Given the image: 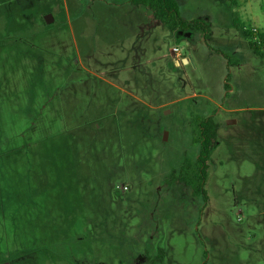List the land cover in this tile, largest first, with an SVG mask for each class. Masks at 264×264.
I'll return each instance as SVG.
<instances>
[{"label": "rangeland", "instance_id": "rangeland-1", "mask_svg": "<svg viewBox=\"0 0 264 264\" xmlns=\"http://www.w3.org/2000/svg\"><path fill=\"white\" fill-rule=\"evenodd\" d=\"M178 3L210 39L155 24L124 60L129 0H0V261L73 264L66 242L89 238L85 264L159 247L164 264H264V58L232 22L264 31V0ZM197 117L220 124L206 206L170 180L198 155Z\"/></svg>", "mask_w": 264, "mask_h": 264}, {"label": "trees", "instance_id": "trees-1", "mask_svg": "<svg viewBox=\"0 0 264 264\" xmlns=\"http://www.w3.org/2000/svg\"><path fill=\"white\" fill-rule=\"evenodd\" d=\"M130 2L137 8L148 10L158 24L165 25L172 32L190 31L193 33H201L204 41L207 42L210 39V31L206 21L202 19L185 20L181 16L178 0H130ZM232 22L233 26L239 31L240 36L248 41L246 47L256 56L264 58V31H259L258 34H255L246 26L237 24L236 20ZM228 64L229 66L232 65L231 61ZM229 76L227 80H229ZM225 89L226 91L231 90L228 84H225ZM144 118L146 119V117ZM137 121L138 118L132 122L136 124ZM194 124L197 131L196 142L199 146L198 155L193 162L185 157L178 171L174 170L170 174V180L175 183H183L184 186L190 188L193 196L202 198L206 206L208 203V193L205 188L209 171L208 162L210 161L215 139L219 134L220 124L212 117H197ZM88 239L85 238L80 241L76 238V241H80L84 245L83 251L79 252L78 255H76L75 249L71 248L72 242L67 241L66 246H69L67 252L70 251V253H65L62 257L73 258V264H85L84 262L88 260V247L90 246V239ZM58 251L59 249L55 243L48 245L47 252L44 253L49 255V263L53 261L55 256H59ZM142 258H145L151 264H164L165 249L159 247L157 253L152 258L143 256ZM10 261L11 259L3 260L0 261V264L10 263Z\"/></svg>", "mask_w": 264, "mask_h": 264}, {"label": "crops", "instance_id": "crops-1", "mask_svg": "<svg viewBox=\"0 0 264 264\" xmlns=\"http://www.w3.org/2000/svg\"><path fill=\"white\" fill-rule=\"evenodd\" d=\"M129 3L131 6H133L129 0ZM136 10L133 11H126L125 13H122V18H123V25H122V32L119 37L117 38L118 40L115 41V43L111 44L114 45L113 47L116 46L117 44V51L120 53L122 59L128 60L129 57L132 55L131 58L138 59L140 57V54L145 51L147 52L149 50V46L144 45V37L148 32H151V27L155 24H158L156 21L155 23H149L147 25V30L146 32L143 33V30L145 29V25L142 22L144 17H148V15L145 16L144 14V8H137L133 6ZM132 10V9H131ZM149 14V13H148ZM153 17V16H152ZM139 38V39H138ZM148 39V38H146ZM145 39V43H147L149 40ZM151 40V39H150ZM91 41V40H90ZM85 44V43H84ZM110 45V43H109ZM110 45V46H111ZM95 50V49H94ZM94 53L96 51H93ZM126 55V57H125ZM124 57V58H123ZM158 59V58H156ZM189 60V58L187 57ZM127 71V68L125 69ZM10 264V263H6Z\"/></svg>", "mask_w": 264, "mask_h": 264}, {"label": "built area", "instance_id": "built-area-1", "mask_svg": "<svg viewBox=\"0 0 264 264\" xmlns=\"http://www.w3.org/2000/svg\"><path fill=\"white\" fill-rule=\"evenodd\" d=\"M251 31L254 32L255 34L259 33V30L255 29V28L252 29ZM174 51L179 52L178 48H175Z\"/></svg>", "mask_w": 264, "mask_h": 264}, {"label": "water", "instance_id": "water-1", "mask_svg": "<svg viewBox=\"0 0 264 264\" xmlns=\"http://www.w3.org/2000/svg\"><path fill=\"white\" fill-rule=\"evenodd\" d=\"M45 20H46V23H50L52 21V17L46 16Z\"/></svg>", "mask_w": 264, "mask_h": 264}]
</instances>
